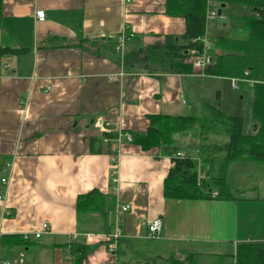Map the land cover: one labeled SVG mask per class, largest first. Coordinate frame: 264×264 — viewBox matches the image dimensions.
Wrapping results in <instances>:
<instances>
[{
  "label": "crops",
  "instance_id": "obj_1",
  "mask_svg": "<svg viewBox=\"0 0 264 264\" xmlns=\"http://www.w3.org/2000/svg\"><path fill=\"white\" fill-rule=\"evenodd\" d=\"M165 3L1 0L0 49L13 51L0 55V191L1 180H8L1 238L49 225L25 246L0 249L2 258L24 249L27 264H74L71 248L79 247L81 264H118L111 236L119 230L117 242L141 245L155 219L162 231L154 240L169 255L228 257L236 264L238 245L264 242V195L232 193L235 173L248 160L229 166L228 199H169L164 181L172 157L125 138L145 134L152 116H202L206 103L223 112L224 89H240L233 79L175 73L147 62L148 48L163 45L167 36L176 46L189 43L185 19L167 15ZM39 10L45 11L43 22L35 17ZM209 27V39L220 36H210ZM125 28L135 37L120 54L115 45ZM126 55L137 58L126 62ZM117 148L116 169L110 153ZM257 182L264 186L260 176ZM93 191L114 207L106 202L104 213H79L78 198ZM125 204L130 211L120 210Z\"/></svg>",
  "mask_w": 264,
  "mask_h": 264
},
{
  "label": "trees",
  "instance_id": "obj_2",
  "mask_svg": "<svg viewBox=\"0 0 264 264\" xmlns=\"http://www.w3.org/2000/svg\"><path fill=\"white\" fill-rule=\"evenodd\" d=\"M1 3V0H0ZM221 4L240 5L245 14L233 23L232 36L211 38L213 61L205 69L208 76L229 78L239 82L243 98L250 97L251 117L228 116L217 106L206 103L203 115L150 117V127L145 134L132 135V142L144 150L158 148L172 157L174 166L164 181V196L169 199L197 200L211 198L217 192V199H228L231 184L227 174L233 162L248 160L264 162V0H221ZM166 14L180 16L186 21L185 38L189 43L176 46L174 38L167 36L163 45L152 46L146 52L149 63H160L166 71L191 73L192 66L186 62L188 50L199 42L207 32V0H166ZM13 53L0 49V55ZM137 55H126L124 60H136ZM178 136H193L199 142L195 156L186 155L178 159L180 151L176 145ZM199 162L209 179L198 183ZM114 207L113 200L93 191L77 200L79 213H95ZM21 236H3L0 240L2 253L14 246H25ZM135 245V244H134ZM130 246V247H128ZM133 245L121 239L113 249L118 264H198L199 258L188 254L182 260L176 255L167 258L154 256L141 260L137 252L129 253ZM74 264H81L85 253L79 247H72ZM128 257L127 260L125 258ZM236 264H264V242L241 243L236 252Z\"/></svg>",
  "mask_w": 264,
  "mask_h": 264
},
{
  "label": "rangeland",
  "instance_id": "obj_3",
  "mask_svg": "<svg viewBox=\"0 0 264 264\" xmlns=\"http://www.w3.org/2000/svg\"><path fill=\"white\" fill-rule=\"evenodd\" d=\"M221 6V0H217L216 8L220 9ZM246 8L240 6V5H228L227 8L223 9V18L222 19H215L210 20L209 23V35L214 36L215 35H230L231 29L233 23H235L236 20H238L241 16L245 14ZM215 28H219V30H214ZM232 36V35H230ZM215 38V37H214ZM166 69V66H164V70ZM243 95L242 89H233L232 87H226L223 92V113L226 115H237V116H248L251 117L252 115V108H251V101L250 97L245 98L241 101V96ZM196 114V113H195ZM195 115L196 116H200ZM176 145L181 147L183 150L187 151L191 155H195L198 150L199 142L196 140L193 136H178V139L176 140ZM247 166H242L240 164V167L242 169H238L235 173L234 181L232 182V193L238 198V197H249V196H256V195H264V186L259 185L257 182L258 177L260 176L262 179H264V162H257V161H247ZM245 165V164H244ZM233 167V166H232ZM261 167V168H260ZM231 176V175H230ZM229 176V179L231 181V177ZM229 181V180H228ZM257 186L256 189L254 187ZM130 247V246H128ZM167 250V247H164L161 243L154 239H147L144 243L141 245L136 244L131 247V249H127V251H130L129 253L132 254L134 251L137 252L138 257H146L141 258V260L144 259H150L154 256H162L163 258L169 257L170 253ZM159 254V255H158ZM172 255V254H171ZM176 257L184 260L188 254H176ZM128 257L125 258L127 260ZM198 264H235V262L232 260V258H219V257H212V256H206L205 258H199Z\"/></svg>",
  "mask_w": 264,
  "mask_h": 264
},
{
  "label": "built area",
  "instance_id": "obj_4",
  "mask_svg": "<svg viewBox=\"0 0 264 264\" xmlns=\"http://www.w3.org/2000/svg\"><path fill=\"white\" fill-rule=\"evenodd\" d=\"M130 1V0H127ZM217 5V0H207V13H206V21L207 23L210 20H215L217 18L222 19V15H218V10L216 8ZM35 17L37 18L38 21L43 22L46 19V14L45 11L39 10L36 11ZM135 37L134 33L128 31L126 28L124 29V32L118 37V41L115 45V50L116 52L120 54H124V48L125 45ZM194 42H199L198 44L194 45L191 47L187 54L188 57L186 59V62L189 63L192 66V70L198 73H204L205 69L211 65L213 61V56L211 54V48L212 44L210 42V39L206 35L203 36L200 39L194 40ZM125 138L128 142H132V135L127 133L125 134ZM117 142H121V139L118 138ZM178 159H183L186 157V154L182 151H178L175 155ZM119 159H120V151L119 149H114L110 153V161L111 164L114 168L117 169V166L119 164ZM209 179L208 175L206 174L205 171L201 169V163L199 162V170H198V183H201L203 181H207ZM1 183L4 185V189L0 191V203H3L6 199V193H7V185H8V180L6 178H3L1 180ZM113 183H119V178H118V170H115L114 172V178H113ZM218 195L217 192L212 193V198H216ZM131 206L129 204L121 205L120 210L122 212H128L130 211ZM148 234L147 238L148 239H156L160 235L162 231V223L160 219H155L152 222L148 224ZM49 232V225L48 223H44L42 225V229L40 231H34L32 233H24L21 235V238L24 241H29L30 236H34L36 239H39L42 234ZM1 233H0V239H1ZM122 237V233L117 230L112 236L111 239L114 241L112 251L115 249L117 240H119ZM0 264H27V259H26V252L24 249H21L20 251L17 252V254L11 258H2L0 256Z\"/></svg>",
  "mask_w": 264,
  "mask_h": 264
},
{
  "label": "water",
  "instance_id": "obj_5",
  "mask_svg": "<svg viewBox=\"0 0 264 264\" xmlns=\"http://www.w3.org/2000/svg\"><path fill=\"white\" fill-rule=\"evenodd\" d=\"M224 7V5H222V7L218 10V15H222V8Z\"/></svg>",
  "mask_w": 264,
  "mask_h": 264
}]
</instances>
